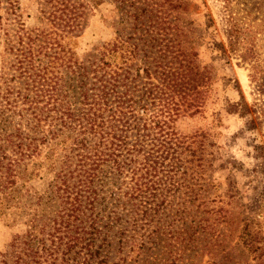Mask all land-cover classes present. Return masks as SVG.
<instances>
[{
    "label": "rangeland",
    "instance_id": "obj_1",
    "mask_svg": "<svg viewBox=\"0 0 264 264\" xmlns=\"http://www.w3.org/2000/svg\"><path fill=\"white\" fill-rule=\"evenodd\" d=\"M11 1L15 10L4 0L0 6V92L8 91L12 109L16 100L15 111L22 110L25 116L18 141L25 155H12L13 146L7 147L6 154L22 166L15 183L0 190V264L25 260L31 245L33 250L42 249L47 238L41 230L46 211L40 201H46L48 185L58 173L74 169L77 154L76 131L28 126L27 119L34 115L22 101L28 93L34 97L35 92L30 85L26 87L27 61L20 63L22 47L30 38H36V44L56 40L57 50L78 64L105 51V60L112 67L129 68L139 86L160 85L156 66L159 47L156 41L147 43L151 39L146 33L156 29V22H162L159 27L174 39L186 63L190 61L210 74L199 112L191 114L193 109L182 106L170 126H146L152 142L172 132L170 142L176 143L173 157L163 162H171L164 170L169 174H165L166 187L160 184L156 191L151 215L135 216L134 203L121 195L130 182L127 174L116 180L111 175L101 177L103 181L99 178L95 184L98 201L93 211L87 210L88 252L83 242L68 255L59 249L55 264H264V254L258 258V253L247 252L239 242L246 223L255 231L261 228L264 238V97L256 92L248 64L223 52L222 48L228 47L223 34V0ZM236 2L242 3L236 9H257L251 20L264 24V0H233L232 6ZM135 14L141 20L145 17L146 25L135 23ZM131 37L138 39L139 51L136 59L126 63L124 48L112 45L120 46ZM102 46L106 48L101 50ZM43 53L40 61L34 60L35 66L69 82L72 74L68 67ZM245 104L255 110L254 115L242 113ZM153 110L143 119L149 121ZM254 118L257 126L250 125ZM24 132L35 143L28 150L25 145L30 140H25ZM93 229L98 230L90 245ZM45 243L51 246L49 241Z\"/></svg>",
    "mask_w": 264,
    "mask_h": 264
},
{
    "label": "trees",
    "instance_id": "obj_2",
    "mask_svg": "<svg viewBox=\"0 0 264 264\" xmlns=\"http://www.w3.org/2000/svg\"><path fill=\"white\" fill-rule=\"evenodd\" d=\"M6 1L10 9L15 10L13 1L4 0ZM232 1L223 0L226 11L223 34L228 47L222 49L223 52L235 54L240 64H248L256 92L264 97V24L259 25L255 20H251L253 11L258 12L257 9H236L241 8L242 3L236 2L232 6ZM2 2L3 0H0V6ZM233 9H236V12H233ZM141 19L139 14L134 15L135 23L146 25L147 19ZM161 24L162 22H156L155 30L146 31L151 39L147 40V43L153 40L156 41L155 46L159 47L156 66L160 85L148 83V86H139L136 77L130 76L129 68L123 70V66L118 69L120 67H112L105 60V51L89 55L86 62L88 64H78L63 50H57L59 44L56 40V43L43 41L42 44H36V38H30L29 43L22 47L20 63L27 61L26 87L30 85L31 92H35L34 97H30L28 93L22 101L29 104L30 115H34L31 120L27 119L28 126L46 125L76 131L77 154L74 169L58 173L48 185L46 201H40L46 211L41 230L42 235L47 238L41 243L42 249L33 250L32 245L29 246L27 258H18L17 264H49L50 260L51 264H55L54 255L59 249H62L64 255H68L80 242L84 243L83 248L88 252L87 210L92 208L93 211V206L98 201L95 184L100 179L103 181L101 177L107 178L111 175L116 180L127 174L130 182L125 186L127 191L121 192V195L128 196L127 200L134 203L135 216L139 214V217L143 218L151 215V203H154L156 191L160 184L166 187L165 178L169 174L164 170L171 162L166 165L163 162L173 157L176 143L174 145L170 142L172 132H166L162 140L157 138V142H152L153 136L146 132V126H170L169 121L179 113L182 106H186L185 110L188 111L193 109L191 114L198 113L204 89L210 81V74L206 69L201 70L190 61L186 63L185 54L174 43V39L168 38L169 34L163 31L165 28L159 27ZM136 41L138 39L131 37L120 42V46L113 44L112 48H124L128 63L137 58L139 44ZM105 48L102 46L101 50ZM43 51V55L68 67L72 74L69 82H65L60 75H48L35 66L34 60L40 61L39 55ZM137 71L139 74L140 69ZM146 76H149V69ZM8 93L0 92L2 192L15 183L22 166L13 156L6 154L7 147L13 146L12 155H25L22 144L18 142L23 135L20 126L25 123V116L20 113L22 110L15 111L18 107L16 100H13L15 108L12 109ZM151 109L154 110L153 114L149 115V121L144 120L143 116L152 112ZM244 109L243 114H255V110L246 104ZM250 125L257 126V118L251 119ZM159 131L163 130L159 128ZM24 134L26 140L28 134ZM28 139L30 141L25 145L27 150L30 145L32 148L35 146L32 138ZM139 155L142 157L140 161L135 159ZM260 229L255 231L253 226L246 223L239 236L243 248L247 252L258 253V258L264 254V238ZM97 230L93 229L89 233L90 245L94 242ZM45 241H49L51 246L47 247Z\"/></svg>",
    "mask_w": 264,
    "mask_h": 264
}]
</instances>
